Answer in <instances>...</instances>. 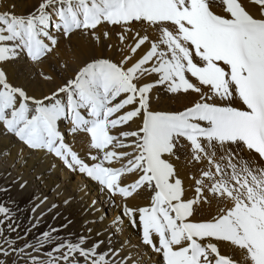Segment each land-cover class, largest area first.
I'll use <instances>...</instances> for the list:
<instances>
[{
    "label": "snow or ice",
    "instance_id": "6c2138e0",
    "mask_svg": "<svg viewBox=\"0 0 264 264\" xmlns=\"http://www.w3.org/2000/svg\"><path fill=\"white\" fill-rule=\"evenodd\" d=\"M249 3L255 12L245 0H37L26 15L0 11V135L22 145L17 160L24 148L43 153L119 197L112 232L138 235L62 241L50 228L20 244L60 205L32 197L31 228L13 239L21 225L0 202V264H264V0ZM77 35L116 58L94 56L68 78L67 63L38 67ZM21 58L62 83L30 94L6 67ZM157 89L195 98L158 110ZM78 134L83 156L67 140ZM143 193L145 206L128 203Z\"/></svg>",
    "mask_w": 264,
    "mask_h": 264
},
{
    "label": "bare ground",
    "instance_id": "6f19581e",
    "mask_svg": "<svg viewBox=\"0 0 264 264\" xmlns=\"http://www.w3.org/2000/svg\"><path fill=\"white\" fill-rule=\"evenodd\" d=\"M245 3L249 4L250 11H256L249 3V0H245ZM36 4L37 0H0V11L11 9L17 15H26L33 10ZM104 27L110 26L105 25ZM94 56H111L116 58L113 52L94 47L86 38L77 35L70 42L62 39L59 49L52 54L48 61L38 67L51 72L50 66L60 69L62 63H67L69 68L64 75L65 78H68L73 75L74 70L81 66L85 60ZM6 67L11 82L14 84H25L30 94L42 95L49 93L62 83L59 78L54 83L42 81L36 75L35 69H32L24 58L18 61L7 62ZM29 72L31 76L27 75ZM154 95L160 97L159 100L153 102V107L158 110H183L195 98L194 96L183 95L173 97L161 89H157ZM141 122L140 119H137L131 125V128L136 129ZM60 127L61 130H66L68 122L64 121ZM67 140L72 144L74 150L78 151L82 156L88 151L87 138L83 134H78L75 137L68 135ZM21 149L22 145L15 138L0 135V174L5 175L10 172L13 178H22V182L27 181L28 184L25 192H33L37 197L47 196L48 205L53 202L61 204L63 199L69 198L71 204L68 207L77 212L79 217L84 218L83 226L87 231L88 228L92 229V232L88 233V238L92 236L95 239H102L107 235H111L113 243L118 245L124 236H131L133 243L138 242V235L133 229L128 228L124 233L112 232V229L115 227L113 221L119 212L118 205L122 203L119 197L113 202L106 194L97 191V185L94 182L68 173L66 170H63V165L59 161H54L51 156L45 157L43 153L29 152L24 148L22 155L17 160V154ZM25 159L27 160L26 165L24 164ZM53 163L57 164L56 168L51 167ZM179 171L180 175L185 178L187 186L189 181L186 178L185 170L179 168ZM38 176L40 179H37ZM132 179L133 177L131 176L127 177L128 181ZM57 184L60 185L59 189L56 187ZM84 185H87V189L86 191H81ZM188 195L190 196L191 192ZM94 199L98 200V203L95 210H91L88 208V205ZM128 203L131 206H145L148 203V193H143L134 200L128 201ZM101 216L104 217L103 220H101ZM97 231L101 232L100 237H97Z\"/></svg>",
    "mask_w": 264,
    "mask_h": 264
},
{
    "label": "rangeland",
    "instance_id": "374dc122",
    "mask_svg": "<svg viewBox=\"0 0 264 264\" xmlns=\"http://www.w3.org/2000/svg\"><path fill=\"white\" fill-rule=\"evenodd\" d=\"M16 179L17 178H13L7 174H0V187L9 188L7 193H0V202L6 203L13 209L18 218L17 222L21 225L18 233H6V235L13 239L16 238L17 235L23 236L24 230L31 228V217L34 215L30 212L34 203L32 197H37L33 192H25L27 186L21 189L18 183H13ZM13 201H15V203H12ZM59 205V209L46 215L38 227L32 229L26 239L20 241V244L35 242L36 238L39 237L42 232L48 231L50 228H57L59 230V239L62 241H75L81 235L88 236V231L83 226L84 218L79 217V214L68 206H63L62 203H59ZM69 220L71 223H68ZM64 224H68V227L63 228L62 225ZM89 239L96 240L92 236Z\"/></svg>",
    "mask_w": 264,
    "mask_h": 264
}]
</instances>
